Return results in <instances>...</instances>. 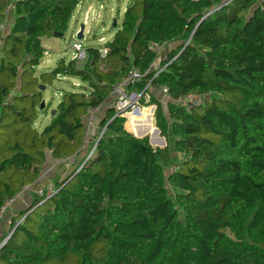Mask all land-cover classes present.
Instances as JSON below:
<instances>
[{"label":"trees","instance_id":"16d2710c","mask_svg":"<svg viewBox=\"0 0 264 264\" xmlns=\"http://www.w3.org/2000/svg\"><path fill=\"white\" fill-rule=\"evenodd\" d=\"M82 1L17 0L2 29L0 0V209L49 157L84 151L56 193L35 196L0 234L13 229L0 264H264V0L209 15L222 0H132L105 58L89 47L82 66L61 58L43 74L88 88L66 92L39 129L42 39L64 34ZM152 43L177 44L158 74ZM132 69L143 76L127 91H168L166 104L150 98L164 147L133 135L154 134L152 116L127 114L128 131L116 114L112 88ZM188 96L204 100L178 103ZM102 106L105 131L85 160V114Z\"/></svg>","mask_w":264,"mask_h":264},{"label":"rangeland","instance_id":"374dc122","mask_svg":"<svg viewBox=\"0 0 264 264\" xmlns=\"http://www.w3.org/2000/svg\"><path fill=\"white\" fill-rule=\"evenodd\" d=\"M131 1L132 0H87V3L83 7V10H81L79 13L76 8V10L73 13L74 14L73 18L69 23L68 30L64 33L62 37L52 36V37L43 38L42 44L45 47L46 52L40 64L35 67L36 71L34 75L35 78H37V82H38V86H36V90L40 92L42 97L41 103L42 102L44 103L43 108H46L47 110V113L43 112L40 113L39 115V119L37 121V127H39V129H42L46 124L49 123L51 119L52 110H54L57 107L58 103L61 101L63 95L66 92H69L71 90H77V91L85 90L88 88V84L82 82L78 77L58 76L55 80H53L52 83H48L45 82L43 78V74L49 72L56 65L58 60L61 58H63L66 62L73 59L74 50L72 49V44L76 40L83 41V43L86 44L87 46L91 44H96L101 46L111 41L113 39V35L118 30V25L121 24L122 22L123 15L125 13V7H127L131 3ZM232 1L233 0H222L221 4H216L212 6L206 15H208L214 8H218V7L222 8V6L231 4ZM88 4H92L91 5L92 8L90 7L88 9L87 8ZM9 24H6L5 27L3 24L4 27L3 29H7L9 27ZM82 24H84L83 38L78 39L77 33L79 32ZM101 37H104L105 40H99ZM168 46L169 44L167 45L159 44V43L151 44L152 50L155 51L157 54V60L154 64L155 65L154 71H156L157 74L164 69L163 67L158 65L161 61V60L158 61V59L163 56L164 57L167 56L164 54L168 50ZM170 47L171 46H169V48ZM83 62L84 61H78L79 66H82ZM101 65L105 66V61L102 60ZM31 81L34 82L35 79H31ZM134 88H131L128 91L127 89L125 90V99L123 100H118L119 95L117 96V93L113 94L115 96L114 98H117L116 100H118V102L116 103V112H117L116 114L125 118L124 126L128 130V128L126 127L127 114L130 112H137V110L139 111L137 113H140L144 109V111L146 112L145 117L152 116L151 119L153 120V125L156 127V120H155L156 105L151 104L150 98L152 95H154L158 100H161L163 104H166L168 100L166 99L168 91L165 92L164 91L165 88L163 87L160 89H155L153 87H149L148 85L146 86L144 91H138ZM146 93H148L149 98L145 95ZM213 97L214 95L207 96V98H213ZM106 108H107L106 106H102V108L101 109L99 108L97 112L98 122L94 134L95 132H97L98 135L102 129V127L100 126L99 119L101 115L105 112ZM159 136H161L160 132H159ZM173 141H174L173 137L171 136L170 143L172 148L174 144ZM165 142L167 143L166 139ZM94 143L95 141H93V139H89L88 144L84 143V146H86V149L89 151L94 146ZM173 156L174 159L176 160L182 157L181 155L175 152ZM70 160L72 161V163H74L73 158H71ZM65 164L66 163L64 162V160L53 159L52 157H49L43 164L42 171L40 174L41 177H39L40 181L36 182V184L31 187V190L28 191L30 194V201L29 199L28 200L21 199L20 200L22 202L21 204L24 205L23 204L24 202L28 206L31 205L34 197L36 196L35 195L36 187L39 184L45 185L51 183L53 180L50 179L51 178L53 179V176L55 175L54 172L61 170L62 167L63 169H65L64 173L67 172L65 168ZM170 193L171 196H173L175 193V189L171 188ZM25 208H23L22 210H24ZM10 226L11 224L10 225L8 224V227ZM12 231L13 229L10 232ZM10 232L8 234L9 236H10Z\"/></svg>","mask_w":264,"mask_h":264},{"label":"built area","instance_id":"2783aa9c","mask_svg":"<svg viewBox=\"0 0 264 264\" xmlns=\"http://www.w3.org/2000/svg\"><path fill=\"white\" fill-rule=\"evenodd\" d=\"M16 5H17V0H5V13L7 15L6 21L3 22L4 27L6 26V24H8L9 19L11 18V16L14 14L15 10H16ZM219 8V7H218ZM218 8H214L210 13L216 11ZM3 24L1 25V28L3 29ZM72 49L74 50V54H73V59L77 60V61H86L89 57V52H88V47L86 44L83 43V41L81 40H76L73 42L72 44ZM99 53H100V57L101 58H105L107 53H108V47L106 46H101L98 48ZM143 74L138 70V69H132L130 71V73L126 76H124L122 78V80L118 83H116L113 86V94L117 93L118 96V100H123L125 99V90L128 88V86H133L137 81L141 80ZM165 92L167 91L166 88L164 90ZM148 98L149 95L148 93L145 94ZM117 100V102H118ZM204 100L203 97L201 96H188L186 98H181L180 100H178V103L180 104H187V102L189 101H201ZM116 102V103H117ZM98 108H90L89 110H87V113L85 114V143L88 144V140L89 139H93V141H95L94 146L92 147L91 150H87L86 153V159L87 160L92 153L94 152L97 142L99 141V139L102 137L105 128H102L101 131L99 132V134L97 135V132L94 131L96 130L97 127V112H98ZM93 135V136H92ZM84 148H86V146H83ZM72 157H66L64 159L65 164V168L66 170H70L73 167L72 161L70 160ZM83 165H79L77 168V171H79L82 168ZM41 177V176H40ZM40 179L38 178L37 182ZM34 185H27L24 186L23 189L18 192L17 194H15L14 196L10 197L9 199H7L4 204L2 205L1 209H0V225L3 221H7V223L10 225L13 222V219L18 217V213H13L10 211L11 206L17 202V200L21 197V195L25 192H28L31 190V187ZM57 192L56 186L54 182L48 183V184H39L36 189H35V195L40 197V198H44L46 196H50L53 195L54 193ZM22 220V219H20ZM18 220V222L20 221ZM13 232V231H12ZM10 232V235L11 233ZM9 235H7L2 242L0 243V248L1 246L8 240Z\"/></svg>","mask_w":264,"mask_h":264},{"label":"crops","instance_id":"0c3cea01","mask_svg":"<svg viewBox=\"0 0 264 264\" xmlns=\"http://www.w3.org/2000/svg\"><path fill=\"white\" fill-rule=\"evenodd\" d=\"M87 3V0H84V1H82L79 5H78V7H77V11H78V13L81 11V10H83V7L85 6V4ZM91 5L92 4H88V9L91 7ZM128 7V6H127ZM127 7H125V10H126V8ZM92 8V7H91ZM87 9V10H88ZM90 11V10H89ZM74 15V14H73ZM73 18V17H72ZM78 31V30H77ZM115 35V34H114ZM114 35H113V37H114ZM99 40H105V38L104 37H101ZM42 41H43V39H42ZM110 42V41H109ZM106 44V43H105ZM105 44H103V45H101V46H105ZM43 45V44H42ZM177 44L176 43H170L169 44V46H171L170 48H169V46H168V50L165 52V54L164 55H168V53L171 51V50H174L177 46H176ZM98 46H100V45H96V44H91V45H88L87 47L89 48V47H97V48H99ZM100 46V47H101ZM167 57V56H166ZM166 57H161V58H159L158 59V61H160V60H162V59H166ZM155 64V63H154ZM159 65V64H158ZM154 66L155 65H153V68H154ZM169 98V96L167 95V97H166V99H168ZM168 101V100H167ZM84 152V151H83ZM83 152L81 153V155H79L78 157H73V158H75L73 161H75L77 158L78 159H80L81 158V156H83ZM79 161V160H78ZM64 171H65V169H63V167L61 168V170H58V171H55L54 173H55V175L53 176V179L51 178L50 180H53L52 182H56L58 179H60L61 178V176H63V174H64ZM41 176V175H40ZM40 181V180H39ZM38 181V182H39ZM21 199H26V200H28L29 199V201H30V194H29V192H25V193H23L22 195H21V197L17 200V202H18V205H17V202H15L12 206H11V208H10V211L11 212H13V213H19L23 208H25V207H27L28 205L27 204H25L24 202H23V204L24 205H22L21 203ZM8 229V223H7V221L5 220V221H3L2 223H1V225H0V234H2L4 231H6Z\"/></svg>","mask_w":264,"mask_h":264},{"label":"water","instance_id":"95a60500","mask_svg":"<svg viewBox=\"0 0 264 264\" xmlns=\"http://www.w3.org/2000/svg\"><path fill=\"white\" fill-rule=\"evenodd\" d=\"M211 14V13H209ZM208 14V15H209ZM83 30H84V24L81 25L79 32L77 33V38L78 39H82L83 38ZM64 34L63 33H56L57 37H62ZM44 106V103H41V107ZM138 111V110H137ZM55 113V109L52 110L51 114ZM134 136L138 137V138H143L145 136L149 137V142L151 143V145H153L154 147H164L166 146V142H165V138L162 136H159V129L157 127H155V133L154 134H150V136L148 134L145 133H140L139 135H135Z\"/></svg>","mask_w":264,"mask_h":264},{"label":"bare ground","instance_id":"6f19581e","mask_svg":"<svg viewBox=\"0 0 264 264\" xmlns=\"http://www.w3.org/2000/svg\"><path fill=\"white\" fill-rule=\"evenodd\" d=\"M137 112H139V111H137ZM137 112H130V113H128V115L141 117V118H144L146 115V112L144 111V109L140 113H137ZM148 135L150 136V134H148Z\"/></svg>","mask_w":264,"mask_h":264}]
</instances>
